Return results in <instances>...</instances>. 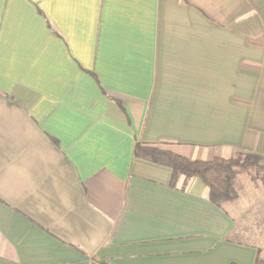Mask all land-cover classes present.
Wrapping results in <instances>:
<instances>
[{
	"label": "crops",
	"instance_id": "obj_1",
	"mask_svg": "<svg viewBox=\"0 0 264 264\" xmlns=\"http://www.w3.org/2000/svg\"><path fill=\"white\" fill-rule=\"evenodd\" d=\"M137 145L264 157V0H0V264H258Z\"/></svg>",
	"mask_w": 264,
	"mask_h": 264
},
{
	"label": "trees",
	"instance_id": "obj_2",
	"mask_svg": "<svg viewBox=\"0 0 264 264\" xmlns=\"http://www.w3.org/2000/svg\"><path fill=\"white\" fill-rule=\"evenodd\" d=\"M135 151L137 156L171 168L173 185L181 176L200 179L209 189L211 202L220 208L238 198L234 187L236 176L251 169L264 173V157L257 154L236 153L229 158L215 157L211 161H203L140 145Z\"/></svg>",
	"mask_w": 264,
	"mask_h": 264
},
{
	"label": "rangeland",
	"instance_id": "obj_3",
	"mask_svg": "<svg viewBox=\"0 0 264 264\" xmlns=\"http://www.w3.org/2000/svg\"><path fill=\"white\" fill-rule=\"evenodd\" d=\"M234 187L238 200L227 208L237 219L238 237L259 247L258 264H264V173L255 169L241 173L236 176Z\"/></svg>",
	"mask_w": 264,
	"mask_h": 264
}]
</instances>
